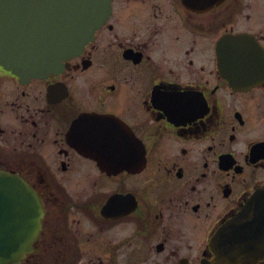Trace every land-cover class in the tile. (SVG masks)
<instances>
[{"label": "flooded vegetation", "instance_id": "af4514ba", "mask_svg": "<svg viewBox=\"0 0 264 264\" xmlns=\"http://www.w3.org/2000/svg\"><path fill=\"white\" fill-rule=\"evenodd\" d=\"M110 1L58 70L0 63V169L43 211L20 264H264V0Z\"/></svg>", "mask_w": 264, "mask_h": 264}, {"label": "water", "instance_id": "95a60500", "mask_svg": "<svg viewBox=\"0 0 264 264\" xmlns=\"http://www.w3.org/2000/svg\"><path fill=\"white\" fill-rule=\"evenodd\" d=\"M110 8V0H0V63L28 74L58 70L94 37ZM218 53L224 69L225 40ZM42 216L27 180L0 169V264H20L33 250ZM241 249L228 256L244 260Z\"/></svg>", "mask_w": 264, "mask_h": 264}]
</instances>
